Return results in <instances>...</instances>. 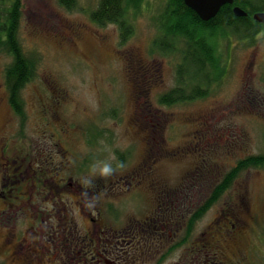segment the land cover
Returning <instances> with one entry per match:
<instances>
[{
	"label": "rangeland",
	"instance_id": "1",
	"mask_svg": "<svg viewBox=\"0 0 264 264\" xmlns=\"http://www.w3.org/2000/svg\"><path fill=\"white\" fill-rule=\"evenodd\" d=\"M99 1L78 0L69 10L58 0H21L22 45L40 55L23 91V134L5 83L12 58L0 52V264H154L181 241L188 216L226 173L264 153V33L254 40L227 33L218 46L228 64L222 80L204 98L169 106L159 97L177 85L179 56L150 49L166 0H147L131 14L135 33L125 43L117 24L91 20ZM10 3L0 0V13ZM95 159L124 167L89 187L98 194L93 209L86 207L95 220L92 262L88 248L63 243L59 218L73 205L70 217L85 237L89 219L75 208L85 211L84 203L72 202ZM213 207L162 264H215L201 233L212 220L221 230L237 219L245 230L239 246L249 254L243 264H264V168L241 174ZM230 254L237 264L243 257Z\"/></svg>",
	"mask_w": 264,
	"mask_h": 264
},
{
	"label": "trees",
	"instance_id": "2",
	"mask_svg": "<svg viewBox=\"0 0 264 264\" xmlns=\"http://www.w3.org/2000/svg\"><path fill=\"white\" fill-rule=\"evenodd\" d=\"M69 10L78 7V0H58ZM147 0H100L91 11L90 18L99 26L117 24L121 43L127 42L135 33L132 13L136 16ZM10 7L0 13V52L8 54L12 61L5 71V83L9 92V102L20 117L19 133L23 134L28 120L23 98L25 87L36 78L40 55L27 53L20 39L21 0H10ZM242 7L248 14L238 17L233 6ZM222 6L213 19L203 20L184 0H166L157 18L158 35L151 43V52L164 56H179L176 64V86L163 93L159 101L165 105H175L208 96L214 85L222 80L228 71L226 57L218 46L228 39L227 33L241 39L254 40L264 33V23L254 19L256 12L264 11V6H250L245 0ZM102 133L93 136V144ZM129 154H121L122 160ZM251 168H264V153L240 160L212 189L208 199L198 212L191 216L190 227L202 217L213 204L229 190L237 178Z\"/></svg>",
	"mask_w": 264,
	"mask_h": 264
},
{
	"label": "flooded vegetation",
	"instance_id": "3",
	"mask_svg": "<svg viewBox=\"0 0 264 264\" xmlns=\"http://www.w3.org/2000/svg\"><path fill=\"white\" fill-rule=\"evenodd\" d=\"M235 1L236 0H234V2ZM235 6H238V5L234 4L233 8ZM246 6L250 7L248 2ZM247 9H250V8H247ZM9 167H10V164H9ZM82 189H84V187ZM80 201H83L85 211L82 209V206L75 207L76 210H78V215L83 214L82 216L87 217L91 225V227L86 232L85 237H81L79 235V233L76 231V226L74 224L75 219H72V217H70V215L73 214V211L71 210L73 205L71 207H69L68 205H64V209L62 211L60 210L59 227H60L63 243L75 249H80L81 247L88 248L87 249L88 251L85 250L86 259L90 258L91 261L93 262V231H92L93 229L92 227H93V222L95 223V220L93 219V215H92L93 212L91 210L86 209V207L88 206L86 203V197L84 193L80 194L79 199L73 201L72 203L75 202L76 204L77 202H80ZM201 205L203 206V204ZM91 208L93 209V207ZM212 208H214L213 205L210 209ZM210 209H208V211H210ZM193 215L194 213L192 211L191 214L187 218L186 228L183 233L184 235L181 241L169 246V249H167V251L164 252L163 255H157L159 257L157 258L154 264H162L163 260H165L170 255H172L174 252H176L178 249H180L184 245V243H186L190 239V237L193 235L195 231V228L190 227L192 223L191 216ZM208 223H209L208 226L202 231L201 234H202V237L205 239L206 243H208L211 247H213L214 252L211 253V255H213V257L211 258L214 260V263L215 264H237L232 260L234 255L230 254L231 249H236L237 253L243 252V257L239 259V262L243 264L245 260L248 259V256H249V254H247L248 250L246 249L245 251L244 248L239 246L240 238L242 237L243 234H245V230H243L242 228L243 222L240 219H237V223H232L231 226H229L228 228L226 229L223 228L221 230L215 229V226H217L218 224L224 225L223 223H220V220H217V221L212 220L211 222H208ZM99 229L100 227H96V230H99ZM238 231H241V233H239ZM209 240H213V241H209ZM54 243L53 245H55ZM100 246L101 244H98V246L95 248L94 254H96L95 255L96 257L102 254L99 252ZM104 252L107 253L106 250H104ZM204 257L207 259L210 258L209 255L208 256L204 255ZM185 259L186 257L184 258L183 256H181L182 262Z\"/></svg>",
	"mask_w": 264,
	"mask_h": 264
},
{
	"label": "clouds",
	"instance_id": "4",
	"mask_svg": "<svg viewBox=\"0 0 264 264\" xmlns=\"http://www.w3.org/2000/svg\"><path fill=\"white\" fill-rule=\"evenodd\" d=\"M124 167L123 161H117L114 165L109 159H95L89 165V172L80 177V184L84 187V195L88 207H94L97 203L98 194L89 191V187L94 185L97 176L107 177L117 168Z\"/></svg>",
	"mask_w": 264,
	"mask_h": 264
},
{
	"label": "water",
	"instance_id": "5",
	"mask_svg": "<svg viewBox=\"0 0 264 264\" xmlns=\"http://www.w3.org/2000/svg\"><path fill=\"white\" fill-rule=\"evenodd\" d=\"M186 5L194 10L203 20L208 21L216 17L222 6L233 4L234 0H184ZM233 12L238 17L247 16V12L240 6H235ZM254 19L264 23V11L256 12Z\"/></svg>",
	"mask_w": 264,
	"mask_h": 264
}]
</instances>
